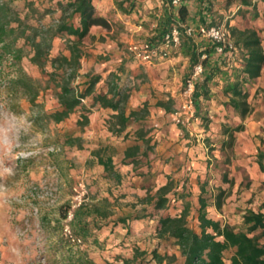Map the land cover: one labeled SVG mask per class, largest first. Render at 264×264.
<instances>
[{"label":"trees","instance_id":"16d2710c","mask_svg":"<svg viewBox=\"0 0 264 264\" xmlns=\"http://www.w3.org/2000/svg\"><path fill=\"white\" fill-rule=\"evenodd\" d=\"M50 6L43 8V12L33 8L34 1L27 2L28 9L32 10L36 16V22L30 23L28 13L22 14L13 7L8 0H0V68H3V61H8L14 67L18 66V71L10 79V89L13 93L23 94L32 105H37V98L40 95L42 85L36 78L28 74L24 69L19 68L24 57H28L32 64H35L42 73L47 76L48 83L54 89V97L60 104L58 109L48 112L44 109L38 111L33 121L41 123H61L71 116L78 108H83V102L91 97L92 106L99 105L110 108L114 112L106 120L107 128L114 135H124L127 137L128 127L136 125L134 131V143L125 150L122 163H132L138 167L142 158L148 156V152L153 148L151 144L150 129L146 128L147 116L150 113L149 104L145 102L136 109H128V101L131 96L133 86L129 83L120 84L122 66L118 70H113L104 78L101 72H87L88 79L84 88L74 81L80 75L82 59L87 55L83 40L89 34L90 28L94 25L110 28L108 20L96 13L93 0H47ZM165 3H168L164 0ZM190 2V3H189ZM242 5L251 6L250 0H239ZM123 1H118L120 8H124ZM233 3V0H228ZM169 4V3H168ZM171 7L174 5L169 4ZM178 21L194 24L197 20L200 23H211L209 17L213 2L211 0H182L177 5ZM256 11V10H254ZM55 14V15H54ZM256 14V12H255ZM50 16L49 22L43 19ZM77 19L78 25L75 24ZM231 35L235 39V44L239 48L238 52L232 56L223 58V64L229 65L232 62L241 63L242 67L237 68L227 66L235 71V79L227 78L225 93L229 94V104L245 118L253 107L248 101L250 92L249 86L261 75L264 66V48L258 30L254 28L239 29L227 26ZM163 35V34H162ZM160 38L151 40L159 44ZM60 39L69 51V54L54 51L55 39ZM192 38L185 37L184 45H192ZM185 41H187L185 43ZM182 43V45H183ZM30 52L26 54V48ZM188 48L192 64L199 61L200 52H207L208 58L203 60L204 73L206 64L211 57L210 47ZM220 68L210 69V74L204 75L196 84L195 98L198 97L201 87L206 86L214 77V71ZM3 72L0 71V74ZM203 73V74H204ZM202 74V75H203ZM103 80L100 87L98 84ZM48 86V87H51ZM47 88V86H46ZM106 89V90H105ZM209 90L204 89L201 94H208ZM158 101V105H164ZM89 108L84 107L77 125L82 131L90 123L87 112ZM244 129L242 123L223 128V132L228 136L222 141V148L232 147L234 143V132ZM65 143L83 149L84 138L79 135L66 137ZM92 157L89 164L94 162L104 166L106 175H110L117 180L121 176L117 172L113 153L109 152L108 146H99L90 150ZM258 163L261 170H264V152L259 151ZM228 181L227 176L224 177ZM180 183L168 176L165 184L158 187L155 194H147L146 200L153 202V210H146L142 215L134 217H119L115 220L116 227L126 229V235H132L133 221L145 217H158L155 227V236L159 239L152 250L142 249L134 246L133 256L128 258L122 254L113 255V261L108 258L106 264H175L178 256L165 250L163 242H170L175 245L184 257V264H264V203L259 209L248 208L243 215V227L239 228L229 222H224L220 218H215L209 214L208 207L212 195L207 194L205 181L204 187L198 197V206L194 210V200L191 192L180 189ZM185 186V185H184ZM91 193V191L89 190ZM227 197L226 189H221L215 196V205L218 210ZM108 198L103 199V207L97 203L82 202L73 211V218L70 221L71 230L76 238L81 239V244L75 246L64 233L65 241L53 246L56 254L57 264H100L97 258L87 251V247L94 243L99 246L98 251L103 252L105 240H99V231L102 224L90 223L89 216L107 217L108 211L105 208ZM174 211H171V208ZM160 210H164L160 213ZM95 231V232H94ZM165 248V247H164ZM86 249V250H84ZM166 249V248H165ZM231 251L229 263L226 260V253ZM101 257V254H100ZM55 260V261H56Z\"/></svg>","mask_w":264,"mask_h":264},{"label":"crops","instance_id":"0c3cea01","mask_svg":"<svg viewBox=\"0 0 264 264\" xmlns=\"http://www.w3.org/2000/svg\"><path fill=\"white\" fill-rule=\"evenodd\" d=\"M118 1L125 2L123 9L118 6ZM211 1L213 7L207 19L212 24L224 23L239 29L255 26L264 48V0H250L251 6L242 5L240 2L228 3V0ZM93 4L96 13L108 20L110 28L97 25L90 28L89 34L83 40L87 55L82 59L80 75L74 84H79L82 89L86 85L88 71L101 72L105 78L109 72L118 70L122 66L120 84L129 83L133 86L128 109L139 108L145 102L149 104L150 113L147 116L146 128L150 129L149 136L152 138L151 144L153 145L148 156L142 158L138 167L132 163H122L126 148L135 142L136 125L131 124L128 127L127 137L125 133L120 136L114 135L106 125V120L114 111L99 105L92 106L91 97L83 102V108H78L65 120L80 129L76 122L81 112L84 111V107L90 109L87 112L90 123L85 127V131L80 129V133L83 135L84 142L86 138H92L90 141L94 142V145L88 148L84 164L88 163L92 157L90 150L99 147L102 142L107 141L114 146L118 143L115 146L113 158L117 172L121 176L120 180L106 175L104 166L96 162L88 163L87 168H83L92 178L88 183V189L91 191L89 202L103 207V199L108 198L107 205H105L108 216L91 215L88 219L90 223L102 224L98 239L105 240L106 249L110 242L117 243L120 239L127 240L130 236L125 238L127 236L125 233L120 234L126 229L118 226L116 231H112L116 226L114 221L121 216L134 217L144 214L147 209L148 211L153 210V202H148L146 196L149 193L155 194L158 187L165 184L168 176L174 177L180 183V189L191 192L195 210L198 206L201 188L205 184L202 178L211 170L208 167L209 148L221 146L222 141L228 139L223 128L240 123L244 125V129L234 132L235 140L232 149H234L235 157L230 156L233 162L229 166L228 181L221 184L222 188L227 189L226 202L223 203L221 210H218L215 205V196L218 192H215L210 181L206 185V191L210 189V195H212L208 207L211 216L222 219L225 218V213L230 214L231 211H237L243 219L248 208L255 207L256 203L264 202V170H261L258 163L259 149H262L261 143H264V138L261 140L255 136L264 127V94L261 93V90H264V66L261 75L253 84L248 85L250 92L248 101L253 110L242 118L229 104V94L224 91L227 84L226 79H235V71L227 66L233 65L241 68L242 65L237 62H232V65L223 64L225 62L223 56L214 53L209 40L192 38V46L190 43L188 45L183 43L179 49L172 50L169 57L156 60L151 64L131 60L126 51L128 44L135 40L151 41L160 38L165 30L178 21L177 6L171 7L162 0H93ZM199 23L197 20L194 24ZM75 24L78 25L77 19ZM195 46L199 49L209 46L211 51V57L201 80L204 75L210 74V69L220 68V70L214 71L215 75L211 81L200 88V94L195 98L196 117L192 126L185 128L173 121V112L180 102L185 79L193 68L190 55L184 54L183 48L194 49ZM54 47V54L59 51L69 54L64 43L58 38L54 41ZM102 83L103 80L97 87H100ZM204 89L209 90L208 94H201ZM158 101L165 104L158 105ZM56 104V109H58L60 104L57 99ZM220 136L222 139L218 140L217 137ZM74 148L78 147L74 146ZM184 175L189 177L188 181L185 178L182 179ZM247 182H250L249 186ZM103 185H105L104 188H101ZM121 187L129 193L125 197L123 195L124 198L127 199L132 194L138 195V200L122 205L121 200L125 199L116 194ZM237 191L241 193L237 194ZM238 196L239 199L236 198ZM170 210L174 211V208ZM163 212L164 210H160V213ZM157 222L158 217L136 219L133 221L132 234L134 235V231H137L135 235L146 237L148 233H153L155 242L153 249L159 241L154 233ZM106 252L113 253L114 251ZM98 255L96 256L98 263L106 264L100 254Z\"/></svg>","mask_w":264,"mask_h":264},{"label":"rangeland","instance_id":"374dc122","mask_svg":"<svg viewBox=\"0 0 264 264\" xmlns=\"http://www.w3.org/2000/svg\"><path fill=\"white\" fill-rule=\"evenodd\" d=\"M28 1L8 0L23 15L26 13L30 15V23H35L36 16L32 10L28 9ZM33 1V8L40 12H43V8L50 6L47 0ZM233 2L238 3L239 0H233ZM50 18L46 16L43 21L47 23ZM232 38L234 39L233 36ZM128 46L126 51L134 61L135 58ZM187 48H183V52L189 56L190 52ZM189 49L193 50L191 47ZM28 52H30L29 47L26 48V54ZM2 64L4 67L0 68L3 72L0 74V264H57L53 246L66 242L63 237V227L68 222V215L73 213L80 203L91 200L88 183L92 178L83 168H87L88 163L84 164L85 156L94 142L90 141L92 138H86L84 149L74 148L65 143L66 137L71 135L82 137L83 135L80 129L72 126L70 121L60 124L33 121L32 118L39 110L52 112L57 108L54 89L51 86L53 84L50 85L47 76L35 64H32L28 57H24L19 68L24 69L42 85L37 105H32L23 94L13 93L10 89V79L18 71V66L14 67L8 61H3ZM262 92L264 94V90H261ZM255 136L263 140L264 127ZM217 138L220 140L222 136ZM100 146H108L109 152H115V146L112 143L104 141ZM261 146L262 149L259 150L264 152V143H261ZM208 152L210 155L208 167L211 170L202 179L207 183L210 181L215 192H218L226 189L222 188L221 184L227 182L224 177H228L229 166L233 162L230 156L235 157L234 149L216 146L209 148ZM184 178L187 179L186 181L189 180V177H182ZM249 185L250 182H247V186ZM238 191L237 194L241 193ZM206 192L209 196L211 191L209 189ZM116 194L122 198L129 193L121 187ZM137 196L130 194L127 199L123 197L125 200H121V204L133 203L138 200ZM263 203H256V206L251 208L258 209ZM225 214V218H222L224 222L239 228L243 227V219L239 212L231 211L230 214ZM135 232L137 231H134V235H130L127 240L110 242L107 249L103 247L105 253L98 251L99 246L94 243L87 247V251L95 257L101 254L104 260L108 258L113 261L112 257L115 254L131 258L134 246L152 250L155 243L153 233H148L146 237H139L135 235ZM124 233L126 231L120 234ZM163 244L166 249L161 247V252L166 250L176 253L178 259L175 264H184V257L175 245L170 242H163ZM112 250L113 253L106 252ZM230 255L231 251L225 255L228 263Z\"/></svg>","mask_w":264,"mask_h":264},{"label":"built area","instance_id":"2783aa9c","mask_svg":"<svg viewBox=\"0 0 264 264\" xmlns=\"http://www.w3.org/2000/svg\"><path fill=\"white\" fill-rule=\"evenodd\" d=\"M166 1L174 6L182 2V0ZM185 37H198L209 40L214 53L222 55L223 58L232 56V53L239 50L231 36L229 28L224 23L188 24L180 21L175 22L164 31L159 44L150 40H143L131 42L128 49L139 63H154L156 60L169 57L172 50L179 49ZM206 58H208L207 52H200L199 61L193 65L189 76L185 79L180 102L173 112V121L185 128L192 126L196 117V84L204 73L203 60ZM72 218L73 213L71 212L67 217L68 222L64 224V233L75 246H79L82 241L73 235L70 226Z\"/></svg>","mask_w":264,"mask_h":264},{"label":"clouds","instance_id":"9594fccd","mask_svg":"<svg viewBox=\"0 0 264 264\" xmlns=\"http://www.w3.org/2000/svg\"><path fill=\"white\" fill-rule=\"evenodd\" d=\"M10 171V170H9Z\"/></svg>","mask_w":264,"mask_h":264}]
</instances>
